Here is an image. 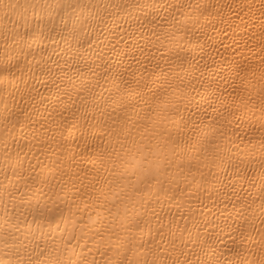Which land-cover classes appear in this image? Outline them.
I'll list each match as a JSON object with an SVG mask.
<instances>
[{"label": "bare ground", "instance_id": "6f19581e", "mask_svg": "<svg viewBox=\"0 0 264 264\" xmlns=\"http://www.w3.org/2000/svg\"><path fill=\"white\" fill-rule=\"evenodd\" d=\"M264 264V0H0V264Z\"/></svg>", "mask_w": 264, "mask_h": 264}, {"label": "snow or ice", "instance_id": "6c2138e0", "mask_svg": "<svg viewBox=\"0 0 264 264\" xmlns=\"http://www.w3.org/2000/svg\"><path fill=\"white\" fill-rule=\"evenodd\" d=\"M54 264H56V262H54ZM129 264H131V262H129ZM153 264H156V262H155V261H153Z\"/></svg>", "mask_w": 264, "mask_h": 264}]
</instances>
